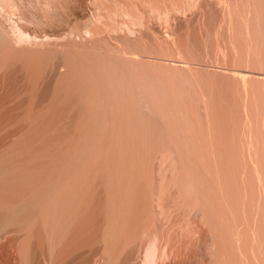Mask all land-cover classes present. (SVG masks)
Masks as SVG:
<instances>
[{
    "label": "rangeland",
    "instance_id": "rangeland-1",
    "mask_svg": "<svg viewBox=\"0 0 264 264\" xmlns=\"http://www.w3.org/2000/svg\"><path fill=\"white\" fill-rule=\"evenodd\" d=\"M9 1L0 0L4 6L0 8L4 16L0 12V27L6 26L4 31L10 32L11 38L17 28L19 33L21 30L27 32L34 41L18 38L25 43L23 46L18 42L22 45L20 49L29 42L36 46L39 40L38 49L27 47L51 52L57 60L97 63L108 58H129L141 53V46L146 45V48L148 42L150 46V42L155 45L160 40L157 48L151 45L148 51L155 54L156 48L159 55L162 51L164 61L170 67L176 66L172 73L176 82H181L179 87L176 85L181 95L174 87L177 105L170 102L171 106L175 105L169 107L166 102L164 105L168 103L169 112L161 106L163 103L160 105L166 117L160 111L157 114L159 104L146 101L147 148H144L137 134L134 136L131 132L132 136L126 137L121 132L105 130L100 119L107 122L112 118L99 117L102 108L70 100L68 96L80 95L78 84L61 89L56 97L51 88L40 100L41 78L33 74L31 67L24 70L17 64L4 63L1 60L4 51L0 47V166L13 168L9 175L18 199L29 197V201L13 210L0 211V228L9 225V230L14 231L0 236L2 261L15 260L19 253L14 264L17 260V264H31L20 252L17 240L31 232L39 239L37 246L43 249L46 264H51L49 261L57 264H145L144 255L152 246L157 251L152 264H212V261L224 264L222 260L226 264L229 249L225 251L226 261L222 258L224 254L219 256L218 252L229 246L230 237L227 239V236L233 230L231 233L228 229L232 227L234 233L235 230L238 235L240 232L238 245L244 241L249 249L260 254V250L264 252L263 244H259L258 248L262 247L259 251L255 248L260 242L257 238H264V180L261 178L264 173L263 169L255 171L258 165L262 168L264 156L260 155L263 151L256 156L261 164L254 159L259 147L264 150V0H190L193 3L185 0L187 4L181 0L182 7L177 5L179 0L178 3L164 0L160 3L163 6L150 2L147 5L146 0H131L130 4L126 0L133 6L128 4V8L142 13L143 25L130 17L118 21V17L111 14L114 17L109 18L111 23L113 20L112 34L108 27L103 38L80 37V41L77 36L82 35L89 20L90 23L95 20L97 9L104 10L103 7L109 5L117 8L119 0H57V5L51 3L55 0ZM172 2L182 10L177 11ZM10 3L14 4L13 8ZM125 3L117 6L126 7ZM156 4L157 7L168 5L165 8L169 13L158 15L156 11L158 14H154L151 8H156ZM183 4L187 8L184 6V9ZM49 11H53L49 13L53 20L48 16ZM125 20L130 28H124V25L127 27ZM132 20L138 24L131 23ZM72 30L74 40H71ZM113 30L121 34H114ZM66 32L70 33L69 37ZM129 32L132 33L129 35ZM16 35L13 43L19 37ZM65 35L69 40L64 39ZM189 66L196 72L191 73ZM188 73L191 75L187 77ZM243 73L247 77L244 78ZM151 84H146V92L150 89L148 97L156 88L157 95L163 92L157 84ZM114 119L137 128L120 115ZM255 172H260L258 177L262 176L257 178ZM56 196L61 200L59 205ZM32 199L37 203L33 204ZM6 206L2 204L3 208ZM3 244L6 249L2 248ZM14 248L19 252L13 253ZM213 248L222 249L216 252Z\"/></svg>",
    "mask_w": 264,
    "mask_h": 264
},
{
    "label": "bare ground",
    "instance_id": "bare-ground-1",
    "mask_svg": "<svg viewBox=\"0 0 264 264\" xmlns=\"http://www.w3.org/2000/svg\"><path fill=\"white\" fill-rule=\"evenodd\" d=\"M12 1V0H11ZM15 1V0H14ZM50 1H52V0H49V2ZM57 0H55V1H52L51 3L53 4V3H55ZM61 1V0H60ZM112 1V0H111ZM115 1V0H114ZM118 1V0H117ZM116 1V2H117ZM120 2H121V5L123 6V4L125 3V2H127L126 0H119ZM130 1V2H129ZM128 2L131 4L133 1H131V0H129ZM140 2H142V0H139ZM167 0H165V2H166ZM170 1H172V0H170ZM177 0H175V2H176ZM180 1L181 0H179V4H177V5H180L181 6V4H182V2L180 3ZM185 4H187V2L189 1V3L190 2H192L193 3V1H190V0H187V2H185V0H182ZM196 1V0H195ZM194 1V2H195ZM207 1V0H206ZM6 2H10L9 0H6ZM45 2H48V0L46 1L45 0ZM58 2V1H57ZM61 2H63V1H61ZM110 2V1H109ZM120 2L118 3L117 2V4L119 5L120 4ZM125 3V5H126V7L124 6L123 8H120L119 6H117V4H116V7L117 8H113V7H109V6H111V5H109L108 7H106V6H104L103 4V8H104V10L102 9V8H100V9H97V11H96V15H95V20L93 21V19H92V17H91V19H92V21L93 22H91L90 23V20H89V24L88 25H86V27H85V29L83 30V33H82V35H80V36H77V37H79V41H80V37H85V39L86 38H88V39H92V38H99V37H101V38H103V35H104V33H106L107 31V29H108V27L110 28V30H111V34H112V29L114 28L113 26L112 27H110L111 26V24L113 23V20H112V23H111V20L109 19V18H114L115 16L116 17H118L117 18V20L119 21V18L121 19L122 17L124 18V17H127V19H129V17L131 18V19H133V20H137V22L139 23H142V21H141V19H142V17H143V15H142V13H140L139 11H138V9H133V8H128L129 6H128V4L129 3ZM148 2H150V3H153V5H154V3H157V4H159V5H162L163 4V2H164V0H146V4L148 5ZM162 2V4H160ZM175 2H172V3H174V5H175V9L178 11H180V10H182V9H179L177 6H176V4H175ZM202 2V1H201ZM203 2H204V0H203ZM212 2V1H211ZM93 3V2H92ZM123 3V4H122ZM144 3V4H145ZM149 3V6L148 7H150V4ZM176 3H178V2H176ZM188 3V4H189ZM191 3V4H192ZM48 4H50V3H48ZM61 4H63L64 5V3H61ZM94 4V3H93ZM129 4V5H130ZM145 4V5H146ZM157 4H156V8H151V9H153V10H155V11H153L154 12V14L155 13H157L156 11H158V15H160V13H161V15L162 14H166V13H169V9L167 10V8H165V5H164V7H162V6H159V7H157ZM185 4H183V8H184V6H186ZM195 4V3H194ZM197 4H199L198 2H197ZM250 4V3H249ZM3 5H4V3H3ZM10 5L12 6V8H13V5L14 4H12V3H10ZM55 5H57L56 3H55ZM201 5H202V3H201ZM205 5V4H204ZM203 5V6H204ZM7 6V5H6ZM9 6V5H8ZM18 6V5H17ZM36 6V5H35ZM52 6V5H51ZM91 6V5H90ZM128 6V7H127ZM130 6H132V5H130ZM166 6H168V5H166ZM179 6V7H180ZM191 6V5H190ZM4 6H2V4L0 3V8H3ZM56 7V6H55ZM133 7V6H132ZM135 7V6H134ZM146 7V6H145ZM152 7V6H151ZM154 7V6H153ZM182 7V6H181ZM189 7V6H188ZM251 7V6H250ZM14 8H16V7H14ZM65 8V7H64ZM119 8V9H118ZM135 8H137V7H135ZM186 8H187V6H186ZM16 9H18V8H16ZM45 9V8H44ZM49 9V8H48ZM103 11H102V10ZM149 9V8H148ZM185 9V8H184ZM198 9V8H197ZM242 9V8H241ZM1 10V9H0ZM8 10V9H7ZM51 10H53L52 8H51ZM63 10V9H62ZM140 10H142V9H140ZM147 10V9H146ZM2 11V10H1ZM0 11V12H1ZM104 11H106V12H104ZM149 11V10H148ZM170 11L172 12V10L170 9ZM17 12V11H16ZM39 12H42V11H39ZM51 12H53V11H49L48 12V16L51 14ZM63 12H64V10H63ZM50 13V14H49ZM145 12H143V14H144ZM147 13V12H146ZM173 13V12H172ZM1 14H2V12H1ZM0 14V15H1ZM5 14V13H4ZM20 14V13H19ZM43 14H47V13H44L43 12ZM54 14V13H53ZM111 14L112 15H114V17H112L111 16ZM153 14V13H152ZM174 14V13H173ZM93 15V14H92ZM146 15V14H145ZM149 15H150V12H149ZM168 15V14H167ZM169 15H172V14H169ZM254 15V14H253ZM1 16H3V14L1 15ZM6 16V15H5ZM8 16V15H7ZM45 16H47V15H45ZM111 16V17H110ZM153 16V15H152ZM173 16V15H172ZM178 16V15H177ZM186 16V15H185ZM4 17V16H3ZM12 17V16H11ZM49 17H51V15L49 16ZM48 17V18H49ZM53 17V16H52ZM50 18V20H53V18ZM55 17V16H54ZM61 17H63L62 15H61ZM156 17V16H155ZM168 17V16H167ZM171 17V16H170ZM170 17H168V18H170ZM181 17V16H180ZM19 18H21V17H19ZM45 18H47V17H45ZM122 18V19H123ZM146 18V17H145ZM148 18V17H147ZM152 18V17H151ZM157 18V17H156ZM159 18V17H158ZM162 17H160V19H161ZM174 18H175V16H174ZM186 18V17H185ZM0 19H1V17H0ZM4 19V18H3ZM6 19L7 18H5V21H6ZM108 19H109V22H110V25L107 23V21H108ZM130 19V20H131ZM155 19V18H154ZM180 19V18H179ZM8 20L9 21H11L9 18H8ZM42 20V19H41ZM46 20H48V19H46ZM54 20H56V19H54ZM115 20V22L117 23V21H116V19H114ZM131 21V23H134V24H138V23H135L134 21ZM143 20V19H142ZM171 20V19H170ZM169 20V21H170ZM26 21V20H25ZM58 21V20H57ZM121 21H123V20H121ZM145 21H146V19H145ZM151 21V20H150ZM153 21V20H152ZM155 21V20H154ZM153 21V22H154ZM162 21V20H161ZM163 21H164V18H163ZM166 21V20H165ZM187 21V20H186ZM22 22V21H21ZM48 22V21H47ZM51 22V21H50ZM53 22V21H52ZM51 22V23H52ZM114 22V23H115ZM125 22H126V20H125ZM157 22H158V20H157ZM160 22V21H159ZM2 24H3V22H1ZM6 23V22H5ZM7 23L10 25V23L7 21ZM16 23V22H15ZM45 23V22H44ZM123 23V22H122ZM139 23V24H140ZM144 23V22H143ZM143 23H142V25H143ZM155 23V22H154ZM164 23V22H163ZM163 23H161V24H163ZM19 24V23H18ZM124 24V23H123ZM128 23L126 22V26L127 27H125V25H124V28H130V25H127ZM134 24H132L133 25V27L134 28H138V26H136V25H134ZM148 24V23H147ZM157 25L159 24V23H156ZM193 24V23H192ZM17 25V24H16ZM47 25V24H46ZM53 25V24H52ZM114 25V24H113ZM117 26L119 25V22H118V24H116ZM131 25V26H132ZM152 25V24H151ZM13 26H14V23H13ZM18 26V25H17ZM20 26V25H19ZM116 26V27H117ZM155 26V25H154ZM5 27L6 26H4V29H2L1 27H0V47H2L3 48V53H1V56L3 57H1L2 59V61H5L4 63H6L7 61H8V63L10 62V65L11 64H17V66L18 67H20V68H22V69H24V70H27V68L26 67H31L30 68V70L31 69H33L34 70V72H33V74H36L37 76H39L40 78H41V82H42V90H41V94H39L38 95V98L40 99V100H42V99H44L45 97H46V95H48V93H49V91H50V89L51 88H53V90H54V97H56L57 96V94L59 93V91L61 90V89H64L65 87L66 88H68V87H72V86H74L75 84H78L79 86H81L80 88H79V90H78V92L80 93V95H78L77 97H75V96H68V98L70 99V100H73V101H75V102H78V103H80V104H82V105H84V106H87V107H99L100 109L102 108V110H100L99 112H98V116L99 117H101L102 119L103 118H105V119H110V118H112L110 121H105V120H101L100 119V122H102L103 124H105V126L103 127L105 130H107L109 133H117V132H121L123 135H125L126 137H130V136H132L131 135V132H132V134L134 135V136H136V134L137 135H139L140 137H141V141H142V144L144 145V148L146 147L147 148V146H146V144H145V141H146V136H147V130H146V128H147V126L145 127V120H144V116H145V103H146V101H150V102H153V103H157V104H159V106H156V107H158L159 108V110L157 109V114L159 113V111H160V113H161V115H163L162 114V112H161V110L162 109H160L161 108V106L163 107L164 106V108H166L165 110L167 111L168 110V103H167V105H164V104H166V102H169V107H172L173 105H175L176 103H175V101H174V94H173V92H174V87H176L177 88V86L176 85H178V84H180L181 82H179L178 81V83L176 82L177 80V78L175 79L174 77V73H172V72H174L177 68H176V66H174L173 64L171 65V67H170V65H168V63H166L165 61H166V58L164 59V57H162L163 55H162V51L160 52L161 54V56L156 52L158 49H156L157 48V46H158V44L160 43V40L159 41H156V42H158V44L156 43L155 45H154V43L155 42H150L151 43V45L152 46H154V47H156L155 48V50H154V47H152V49L155 51V54L154 53H151L152 51L150 50V51H148V47L150 48L151 47V45L149 46V42H148V44H147V46L148 47H146V48H144L146 45H144L145 43H146V41H145V43H143V45L144 46H141V47H143V48H140V49H145V50H147L146 52H144L143 50H142V52L140 53H138V54H135V55H132L131 57H129V58H123V57H115V58H108V59H105V60H103V61H99V62H94V61H92V60H81L80 62H78V61H71V62H69V61H66V60H57L55 57H54V54L53 53H51V52H49V53H44V51H36L38 48L36 47V46H38L37 45V43L39 42V40H38V42L35 40V42H37L36 43V46H35V44L34 45H29V43L27 44V45H29V46H34V47H36L37 49H35V48H33V49H35V50H33L31 47L30 48H28L27 47V45L24 47V49H20V47L23 45H25V43L24 42H20V41H24V39L26 40V39H28V41H29V39H30V35H27V32H26V34L22 31H20V33L18 32V28L17 27H15V31H16V28H17V32H15V34H17L16 36H19V37H17V41H15L14 43L15 44H17V45H12V43H13V40H14V37L12 36V38H11V34H10V32L7 34V32H5L4 30H5ZM141 27V26H140ZM157 27V26H156ZM161 26H159L158 28H160ZM249 27V26H248ZM10 28H12L11 30H13V27H11L10 26ZM23 28V27H22ZM119 28V27H118ZM121 28H122V25H121ZM136 28V29H137ZM8 29V28H7ZM19 29H21V27L19 28ZM120 29V28H119ZM123 29V28H122ZM136 29H134V30H136ZM145 29V28H144ZM155 29V28H154ZM176 29V28H175ZM10 30V29H9ZM109 30V31H110ZM124 30V29H123ZM129 30V29H128ZM149 30V29H148ZM186 30V29H185ZM115 31H116V28H115ZM114 30H113V33L114 34H117V35H119V34H121V33H119L118 34V32L116 33ZM119 31V30H118ZM125 31V30H124ZM124 31H122L123 32V35L126 33V31H125V33H124ZM132 31V30H131ZM138 31V30H137ZM144 31V30H143ZM150 31V30H149ZM14 32V31H13ZM72 33V35H71V40H74L73 38L75 37V35H74V30H72L71 31ZM75 32H77V31H75ZM121 32V31H120ZM134 32L135 31H133V33L132 32H129V35L132 33V34H134ZM140 32V31H139ZM141 32H142V30H141ZM144 32H146V31H144ZM153 32H154V30H153ZM67 33V32H66ZM65 33V34H66ZM108 33V32H107ZM106 33V34H107ZM137 33V32H136ZM149 33V32H148ZM148 33H147V35H148ZM166 33V32H165ZM19 34V35H18ZM68 34V33H67ZM70 34V33H69ZM69 34H68V37H69ZM105 34V35H106ZM159 34V33H158ZM7 35H9V37L7 36ZM36 35V34H35ZM74 35V36H73ZM127 35H128V33H127ZM129 35H128V37H129ZM140 35V34H139ZM138 35V36H139ZM145 35V34H144ZM178 35V34H177ZM67 35H65V37H66ZM72 36H73V38H72ZM108 36V35H107ZM146 36V35H145ZM154 36V35H153ZM156 36V35H155ZM54 37V36H53ZM56 37V36H55ZM64 37V39L66 40H69L67 37L65 38ZM111 37V36H110ZM137 37V36H136ZM135 37V38H136ZM151 37V36H150ZM157 38H158V35L156 36ZM16 38V37H15ZM18 38H19V40H18ZM36 38V37H35ZM34 37H33V39H35ZM116 38V37H115ZM118 38H120V36L118 37ZM11 39V40H10ZM13 39V40H12ZM31 39H32V37H31ZM30 39V40H31ZM37 39V38H36ZM49 41H50V35H49ZM53 39V38H52ZM51 39V40H52ZM57 39V38H56ZM56 39H54V40H56ZM78 39V38H77ZM77 39H76V41H77ZM176 39V38H175ZM59 40V39H58ZM149 40V39H148ZM147 40V41H148ZM155 40H156V38H155ZM166 40H167V38H166ZM12 41V42H11ZM32 41H34V40H31V43H33ZM43 41V40H42ZM17 42V43H16ZM18 42H20V44H22L21 46L19 45V43ZM27 42V41H26ZM167 42V41H166ZM176 42V41H175ZM13 43V44H14ZM30 43V44H31ZM162 43V42H161ZM180 43V42H179ZM178 43V44H179ZM165 44V43H164ZM166 44H168V43H166ZM181 44V43H180ZM41 45V44H40ZM157 45V46H156ZM160 45V44H159ZM182 45V44H181ZM42 46V45H41ZM162 46V45H161ZM40 47V46H39ZM43 47V46H42ZM42 47H40V48H42ZM166 47V46H165ZM168 47V46H167ZM172 47V46H171ZM14 48V49H13ZM18 48V49H17ZM159 48V47H158ZM163 48V47H162ZM170 47H168V49H169ZM174 48V47H173ZM234 48V47H233ZM26 49H28L29 50V52H28V50L26 51ZM30 49L31 50H33L35 53H33V51H32V53L30 52ZM151 49V48H150ZM159 49H161V47L159 48ZM176 49H177V47H176ZM182 49V48H181ZM40 50V49H39ZM163 50V49H162ZM165 51V50H164ZM169 51H170V49H169ZM36 52H39V53H36ZM150 52V53H149ZM159 52V51H158ZM157 53V54H156ZM171 53V52H170ZM185 53V52H184ZM179 54V53H178ZM164 55H165V53H164ZM237 55V54H236ZM184 56V55H183ZM260 56V55H259ZM170 57H171V55H170ZM168 58V57H167ZM176 58V57H175ZM186 59V58H185ZM165 60V61H164ZM179 60V59H178ZM192 60V59H191ZM165 62V63H164ZM182 62V61H181ZM193 62V61H192ZM201 64H203V63H201ZM212 64V63H211ZM6 65H8V64H6ZM172 66H174V67H172ZM181 66V65H180ZM186 68H187V66H185ZM185 68V69H186ZM189 68H190V66H189ZM185 69H183V70H185ZM194 69V68H193ZM193 69H191L190 68V72L191 73H193L194 71H193ZM181 71V70H180ZM241 71V70H240ZM188 72V71H187ZM195 72H196V70H195ZM194 72V73H195ZM171 73V74H170ZM185 73H186V71H185ZM184 73V74H185ZM173 74V75H172ZM181 74V73H180ZM234 74V73H233ZM237 74V75H236ZM239 74H241V72L240 73H235L234 75H236V76H238ZM182 75V74H181ZM187 75V77H188V75H191L190 73H188V74H186ZM185 75V76H186ZM233 75V76H234ZM246 75V74H245ZM244 75V73H243V76H244V78L245 77H247V75L245 76ZM177 76V75H176ZM204 76V75H203ZM240 76H242V75H240ZM242 76V77H243ZM190 78L191 77H193V76H189ZM194 77H195V75H194ZM180 78V77H179ZM179 78H178V80H179ZM196 78V77H195ZM195 78H194V80H195ZM201 78V77H200ZM240 78V77H239ZM186 79V78H185ZM185 79H184V81H185ZM241 79V78H240ZM181 80V79H180ZM189 80V79H188ZM193 80V81H194ZM242 80V79H241ZM187 82V80L185 81V83ZM246 81H245V79H243V83H245ZM151 84V83H154L155 85L157 84L159 87H161V89H163V92L162 93H164L163 94V96H159V94H161L162 95V93H160V92H158V95L156 94L157 92V86L156 87H154V88H156L155 90L156 91H154V89H153V91H154V94H152L153 92H151L150 94L151 95H149V97H148V93L147 92H149V90L146 92V84ZM188 83H189V81H188ZM207 83V82H206ZM153 84V85H154ZM183 84H184V82H183ZM194 84V83H193ZM202 84V83H201ZM200 84V85H201ZM175 85V86H174ZM182 85V84H181ZM186 85V84H185ZM188 85V84H187ZM204 85V84H203ZM206 85V84H205ZM150 86V85H149ZM151 86H152V84H151ZM148 87V86H147ZM153 87H151V88H153ZM178 87H179V85H178ZM150 88V87H149ZM205 89V88H204ZM76 90V89H75ZM176 92L178 91V88H177V90H175ZM156 92V93H155ZM179 92H177V94H178ZM203 94H204V92H203ZM178 95H181V94H178ZM181 97V96H180ZM184 99V98H183ZM192 99V98H191ZM170 102L171 103H175V104H173L172 106L170 105ZM179 102V101H178ZM163 103V104H162ZM148 104V103H147ZM162 104V105H161ZM179 104V103H178ZM161 105V106H160ZM177 105V104H176ZM180 105V104H179ZM149 106H151V108H152V105H149ZM166 106V107H165ZM180 106H182V105H180ZM174 108H176V107H174ZM182 108V107H181ZM184 108V107H183ZM153 110H154V108H152ZM170 109V108H169ZM165 110H164V112H165ZM184 110V109H183ZM149 111V110H148ZM172 112H174L173 114H174V117H175V111H174V109H172L171 110ZM170 111V112H171ZM182 111V110H181ZM168 112H169V110H168ZM168 112H166V113H168ZM178 112V111H177ZM183 112V111H182ZM153 113V112H152ZM155 113V112H154ZM179 114V113H178ZM118 115H120L123 119H125V121H127V123L128 122H130V123H132L133 125H135V126H137V128L139 129L138 130V132L137 131H135V130H137V128H133V127H130L129 125H122L121 124V121H120V119H114V116H118ZM160 115V114H159ZM168 115H169V113H168ZM185 115V114H184ZM207 115V114H206ZM163 116H165V113H164V115ZM208 116V115H207ZM166 117V116H165ZM164 117V118H165ZM177 117H178V115H177ZM212 117V116H211ZM163 118V117H162ZM168 118H169V116H168ZM149 121V120H148ZM169 121V120H168ZM99 122V123H100ZM98 123V124H99ZM151 123V122H150ZM171 122H169V124H170ZM167 124V123H166ZM161 126V125H160ZM167 126V125H166ZM155 129V128H154ZM165 130V129H164ZM177 130V129H176ZM151 132V131H150ZM162 136V135H161ZM154 138V137H153ZM163 138V137H162ZM180 139V138H179ZM151 140H149V142H150ZM159 142V141H158ZM181 143V142H180ZM240 143V142H239ZM249 143V142H248ZM251 143V142H250ZM191 145V144H190ZM241 145V144H240ZM254 145V144H253ZM149 146V145H148ZM242 147H243V145H241ZM240 146V147H241ZM264 146V145H263ZM171 147V146H170ZM240 147H239V149H240ZM249 147V146H248ZM259 147V146H258ZM252 148H253V146H252ZM261 147H259V151L257 152V153H259L260 152V150L261 151H263V152H261V153H263L264 154V150L263 149H260ZM263 148V147H262ZM152 149V148H151ZM242 149V148H241ZM254 149V148H253ZM148 150V149H147ZM248 150H249V148H248ZM172 151V150H171ZM250 151V150H249ZM252 151H254V150H252ZM261 153H259V154H256L255 153V157H254V159H256V156L258 155H260ZM242 154V153H241ZM245 154V153H244ZM243 154V155H244ZM248 154H249V152H248ZM252 154H253V152H252ZM263 154H261L260 155V157L262 158V156H264ZM241 156V155H240ZM248 156H250V155H248ZM253 156H251V158H252ZM258 158L259 157H257V159H256V161L257 162H259L260 163V161L258 160ZM263 159H264V157H263ZM245 160V159H244ZM261 160V159H260ZM262 162L264 161V160H261ZM245 162V161H244ZM256 162V164L258 165L259 163H257ZM261 162V163H262ZM6 163V162H5ZM243 163V162H242ZM248 163V162H247ZM253 163V162H252ZM260 163V164H261ZM10 164V163H9ZM238 164V163H237ZM255 164V165H256ZM254 165V166H255ZM254 166H253V168H254ZM262 168H260L259 167V165H258V167L256 166V169H255V171H257V170H259L260 171V169H261V172H262V169H263V172H262V174L264 173V163H263V165H260ZM251 171V170H250ZM11 172H13V168H9V167H3V166H0V211H3V210H13L15 207H17L19 204H22V203H24V202H27V201H29V197L28 198H25V197H21L20 199H18V193L16 192V189H15V187H13L12 185H11V181H12V177H10V173ZM258 173H260V172H258ZM257 172H255V174H256V176H257V174H258ZM191 175V174H190ZM251 175V174H250ZM249 175V176H250ZM261 175V174H260ZM260 175H259V177L257 176V178H260ZM262 176V175H261ZM264 176V175H263ZM263 180H264V177H261ZM260 180V179H259ZM258 179H257V181H259ZM262 180V181H263ZM243 184H244V182H243ZM253 184V183H252ZM259 184H260V181H259ZM262 185V184H261ZM264 185V184H263ZM251 186V188H252V185H250ZM244 188V187H243ZM246 190V189H245ZM250 190V189H249ZM234 191V190H233ZM247 191V190H246ZM252 191V190H251ZM254 192V191H253ZM253 192H251V193H253ZM249 193V192H248ZM247 194V193H246ZM252 195V194H251ZM31 196V195H30ZM254 196V195H253ZM258 196V195H257ZM244 198V197H243ZM243 198L241 199V200H243ZM56 199H58L57 201V205H59V203L61 204V200L59 199V197H57L56 196ZM33 200V199H32ZM249 200V199H248ZM253 201V200H252ZM31 202H33V204H36L37 203V201H36V199H34L33 201H31ZM47 202V201H46ZM45 202V203H46ZM248 202V201H247ZM251 202V201H250ZM256 202V201H255ZM238 203V202H237ZM249 203V202H248ZM254 203V202H253ZM260 203V202H259ZM2 204H6L7 206L5 207V208H3L2 207ZM251 204V203H250ZM57 205H56V207H57ZM242 205V204H241ZM258 205V204H257ZM260 205V204H259ZM264 206V205H263ZM237 207V206H236ZM240 207V206H239ZM248 207H250V206H248ZM252 207V206H251ZM233 208V207H232ZM260 208H261V206H260ZM244 209V208H243ZM254 209V208H253ZM258 209H259V207H258ZM258 209H256V210H258ZM262 209V208H261ZM263 209H264V207H263ZM232 210V209H231ZM248 210V209H247ZM262 211V210H261ZM251 212V211H250ZM253 212V211H252ZM257 212V211H256ZM263 212V211H262ZM261 212V213H262ZM243 213V212H242ZM259 213V212H258ZM258 213H256V215L258 214ZM234 214V213H233ZM235 215V214H234ZM243 215V214H242ZM247 215H248V213H247ZM258 216V215H257ZM261 216V215H260ZM263 216V215H262ZM227 218H229L228 216H227ZM237 218H238V216H237ZM263 218H264V216H263ZM39 219V218H38ZM239 219V218H238ZM261 219V218H260ZM235 220V219H234ZM246 220V219H245ZM255 220V219H254ZM230 222H232V221H230ZM235 222V221H234ZM240 222V221H239ZM254 222V221H253ZM260 223V222H259ZM264 223V222H263ZM39 224V220H37L36 221V226ZM247 224V223H246ZM255 223H253V225H254ZM233 225V224H232ZM229 226V225H228ZM240 226V225H239ZM238 227V226H237ZM258 227V226H257ZM9 225H6V226H4V227H1L0 228V236H3V235H8V234H10V233H13L14 231L13 230H9ZM236 228V227H235ZM250 228V227H249ZM231 229V233H232V230H233V233L231 234L229 231L227 232L228 234L230 233L231 235H229V236H227V239L229 240V246H227V248H225L226 250H224V251H220V249H222V248H220L219 250L217 249H214V250H216V252L217 251H220V252H218L219 253V256H221V255H223L224 254V256H222V258H225L224 260L226 261V257H227V253H229V255L230 256H232L233 258H235V259H232V257H230L229 255H228V257H227V260H228V262L229 261H233L232 263L231 262H227L226 261V264H234V261H236V264H264V259H261L262 257L264 258V256L262 255V257L260 256L261 254H264V252H262V250H260L261 251V254L259 253V252H256L254 249H249L248 248V244L247 243H241L240 245H238L239 243H238V240L241 238H239L238 236L240 235V232H238L239 233V235L238 234H236V232H237V230H235V233H234V229H233V227L232 228H229L228 230H230ZM237 229V228H236ZM240 229V228H239ZM253 229V228H252ZM255 229V228H254ZM239 231V230H238ZM253 231V230H252ZM263 231V230H262ZM242 232V231H241ZM254 232V231H253ZM226 233V234H227ZM264 233V232H263ZM259 234V233H258ZM257 234V235H258ZM242 235H244V234H242ZM241 235V236H242ZM256 235V236H257ZM260 235V234H259ZM225 236V237H226ZM253 236H255V235H253ZM262 236V235H261ZM24 237V236H23ZM223 237H224V235H223ZM262 238V237H261ZM261 238H257V241H260V242H258V245L257 246H255V248H258V246H259V244L261 245V244H263L264 245V243H261V240H262V242L264 241V238L263 239H261ZM252 239H253V237H252ZM18 241H20V244H19V247H20V252L22 253V255H23V257L25 258V259H27V260H29L30 261V263L31 264H46V260L47 259H45V256L43 255V249L42 248H40L39 246H37V244L39 243V239L37 240V238H36V236H35V234H34V232H31L30 234H29V236H27V237H25V238H18L17 239ZM16 240V241H17ZM230 240H231V242H232V244H230L231 242H230ZM250 240V239H249ZM8 241V240H7ZM12 241V240H11ZM11 241H10V243H11ZM254 241V240H253ZM9 242V241H8ZM241 242V241H240ZM7 244H9V243H7ZM6 244V245H7ZM11 244H13V243H11ZM17 244V243H16ZM16 244H15V246H16ZM40 244V243H39ZM244 244H246V246H247V248L249 249H246L245 247V245ZM256 244H257V242H256ZM4 245V247H2V248H4V249H6L5 248V244H3ZM232 246V250L230 249V247ZM242 245H244L243 247H241ZM263 245H261V246H263ZM259 247V248H261L262 249V247ZM153 247V246H152ZM152 247L149 249L148 248V250L146 251V253H145V264H152V262H153V260L155 259L154 258V256L156 255L155 253L157 252H155V250L154 249H152ZM215 247V246H214ZM253 247V246H252ZM259 248H258V251H259ZM3 249V252H5V251H7V250H4ZM227 249H229V252L227 251ZM10 250V249H9ZM13 250H15V252H13V253H16L17 252V250H16V248H14ZM19 250V249H18ZM157 250V249H156ZM213 250V252H215ZM225 251H227V253H225ZM263 251H264V247H263ZM2 252V251H1ZM19 252V251H18ZM17 252V253H18ZM99 252V251H98ZM97 252V253H98ZM215 252V253H216ZM223 252V253H222ZM7 253V252H6ZM88 253V252H87ZM86 253V254H87ZM96 253V252H95ZM222 253V254H221ZM3 254V253H2ZM12 254V253H11ZM19 254V253H18ZM18 254H17V257L15 256V260H12V259H10L11 261H8V260H5V261H2V259H0V264H8V263H10V262H12L13 261V264H14V261H16V258H18ZM214 254V253H213ZM227 254V255H226ZM4 255V254H3ZM2 255V256H3ZM7 255H9V254H7ZM216 255V254H215ZM1 256V255H0ZM1 256V257H2ZM6 256V255H5ZM47 256V255H46ZM168 256V255H167ZM218 256V257H219ZM9 257V256H8ZM7 257V258H8ZM11 257V256H10ZM81 257H83V256H81ZM93 257V256H92ZM91 257V258H92ZM214 257V256H213ZM229 257H230V259H229ZM5 259H6V257H5ZM19 259V258H18ZM56 259V258H55ZM81 258H79L78 260H80ZM218 259V258H217ZM232 259V260H231ZM143 260V261H144ZM212 260H216V258L215 259H212ZM103 261V260H102ZM17 262H18V260H17ZM17 262H16V264H17ZM51 264H57V263H53V262H51V261H49ZM76 262V261H75ZM75 262H73V263H75ZM92 262V261H91ZM90 262V263H91ZM216 262V261H215ZM219 262V261H218ZM103 263V262H102ZM156 263V262H155ZM220 263V262H219ZM222 263H224L225 264V262H223V260H222ZM19 264V263H18ZM76 264V263H75ZM86 264H88V262H86ZM212 264H214V261H212ZM221 264V263H220Z\"/></svg>",
    "mask_w": 264,
    "mask_h": 264
}]
</instances>
